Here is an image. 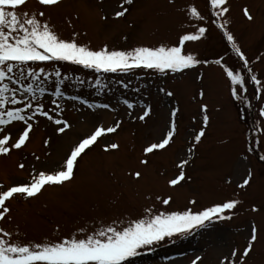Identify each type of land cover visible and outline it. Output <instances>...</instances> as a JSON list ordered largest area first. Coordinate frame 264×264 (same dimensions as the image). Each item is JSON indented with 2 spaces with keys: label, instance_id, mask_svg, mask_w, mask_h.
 Segmentation results:
<instances>
[{
  "label": "rangeland",
  "instance_id": "374dc122",
  "mask_svg": "<svg viewBox=\"0 0 264 264\" xmlns=\"http://www.w3.org/2000/svg\"><path fill=\"white\" fill-rule=\"evenodd\" d=\"M120 2L63 0L60 7L47 11L64 37L79 32V42L93 48L104 44L115 48L158 45L161 42L175 44L182 29L187 27L185 16L171 8L168 0H134L132 5H126L129 7L126 17L117 20L114 10ZM191 3L205 12L208 10L207 0H178L180 8ZM27 7L36 9L40 6L37 0H29ZM229 7V29L248 56L253 71L264 80V0H229ZM245 7L255 16L253 22L246 19ZM105 16L107 20L103 19ZM188 50L213 63L168 77L138 71L130 77L142 83L143 87L134 83V88L140 87L139 93L113 83L121 79L114 74H103L110 90L106 89L102 94H97L89 83L77 87L74 79L66 81L64 91L67 96L80 95L97 105L90 109L79 101H64V118L75 129H86L97 121L112 124L117 120L123 122L121 128L116 134L101 139L83 156L72 182L46 187L37 198L14 199L13 219L4 227L39 241L67 235L78 225H88L100 219L111 221L116 217H135L146 204L155 201L160 207L159 201L155 200L157 195H172V209L210 206L238 196L242 203L231 220L213 221L186 237L166 240L165 246H155L150 252L133 258L131 264H192L197 256L201 257L198 264H219L222 254L232 248L242 250L246 246L253 223L260 227L261 238L248 264H264V145L255 143L264 136L260 132L264 128V117L260 115L264 109V97L260 100L253 98L256 86L250 80L248 99L251 107L247 100L237 101L230 95L228 80L214 61L223 59L236 70L245 73L247 70L241 68L242 62L231 51V45L215 24L204 39L190 44ZM62 68L65 74L73 78L79 75L89 82L101 77V74H93L75 65L65 64ZM161 87L174 95L165 96L159 91ZM201 90L203 98L199 95ZM125 98L139 104L128 110L122 103ZM103 104L110 107H99ZM141 104L152 108L145 121L137 118L142 114ZM203 104L208 105L211 117L206 136L186 167V181L172 188L168 180L178 173L177 155L186 150L192 129L202 127ZM174 107L180 108L176 143L167 150L145 157L144 147L149 141H155L158 130L168 122L170 110ZM49 137L51 143L45 146L44 141ZM71 139L70 136L58 135L54 125L41 119L40 127L35 129L31 142L23 150L13 151L7 157L0 156V184L8 187L30 179L31 166L41 168V162L54 167ZM109 142L119 143L120 148L105 152L104 145ZM32 153L40 156L41 160L37 161ZM145 158L149 160L148 165L140 162ZM22 162L26 164L23 170L18 167ZM135 171L142 172L141 180L129 175ZM249 172L252 174L251 183L245 189L239 188ZM149 195L152 200L147 199ZM191 199H196L198 205L192 206L189 203ZM253 208L260 211L253 212Z\"/></svg>",
  "mask_w": 264,
  "mask_h": 264
},
{
  "label": "snow or ice",
  "instance_id": "6c2138e0",
  "mask_svg": "<svg viewBox=\"0 0 264 264\" xmlns=\"http://www.w3.org/2000/svg\"><path fill=\"white\" fill-rule=\"evenodd\" d=\"M37 3L39 8L30 9L27 7L29 0H0V156L7 157L13 151L23 150L31 142L35 129L40 127L41 119L54 125L58 135L70 136L72 139L54 167H48L41 162V168L31 166L30 179L8 187L0 184V264H131L133 258L154 249L166 240L186 237L192 234L193 230L205 228L213 221L231 220L235 210L242 203L238 196L226 198L210 206L172 209V195L162 194L155 198L160 207H157L154 201L144 205L135 217H116L111 221L100 219L88 225H78L67 235L56 238L38 241L28 238L25 233L10 231L4 227V224L13 219L14 199L37 198L46 187L64 186L72 182L83 156L101 139L116 134L121 128L123 122L117 120L112 124L97 121L86 129H75L69 120L64 118V101H79L90 109L97 105L80 95L67 96L64 91L66 81L74 79L77 87L89 83L96 89L97 94H102L106 89L110 90L109 82L103 80V74L129 76L138 71H146L160 77H168L170 74L196 69L202 64L213 63L198 58V54L189 51L188 46L204 39L212 24H215L231 45V51L242 62L241 68L247 70L246 73L236 70L234 66L224 63L223 59L214 61L228 80L230 95L237 101L247 100L248 106L251 107V100L248 99L250 80L256 86L253 98L260 100L264 97V80L253 71L248 56L229 29V0H207V12L195 3L180 8L178 0H168L169 6L183 14L187 21V27L182 29L177 42H161L158 45H138L131 48H115L108 44L93 48L90 44L79 42V32L64 37L52 23L51 13L47 11L60 7L63 0H37ZM133 3L134 0H121L118 8L114 10V18L119 20L126 17L129 13V7L126 5ZM243 12L248 21L255 20L249 8L245 7ZM103 19L107 20L108 17ZM65 64L79 66L93 74H101V77L91 82L79 75L73 78L63 71L62 65ZM113 83L129 89L132 81L118 79ZM132 91L139 93L140 87ZM159 91L167 97L174 95L164 87ZM199 95L203 98V90ZM122 103L128 110L135 109L139 104L138 101L133 102L127 98L123 99ZM99 107L108 109L110 105L103 104ZM140 107L142 114H138L137 118L145 121L152 108L142 104ZM179 112V107L170 110L169 120L158 130L155 141H149L144 147L145 157L157 151L167 150L176 143V137L179 135ZM208 112V105H201L202 127L198 130L192 129L186 150L182 155H177L178 173L168 180L172 188L186 181V167L209 127L211 117ZM260 115L264 117V109ZM260 132L264 133V128H261ZM50 143L51 137L44 141L45 146ZM255 143L264 145V136ZM119 148V143L109 142L104 145L103 150L110 152ZM32 155L37 161L41 160L35 153ZM140 162L143 165L149 164L146 158ZM18 167L23 170L26 164L22 162ZM129 175L137 181L142 179L141 171ZM251 180L252 174L249 172L238 187L247 188ZM147 199L153 198L149 195ZM189 203L192 206L198 205L196 199H191ZM252 211L259 212L260 209L253 208ZM260 238V227L253 223L246 246L242 250L235 247L222 254L219 264H248ZM200 260L201 257L197 256L192 264H198Z\"/></svg>",
  "mask_w": 264,
  "mask_h": 264
}]
</instances>
